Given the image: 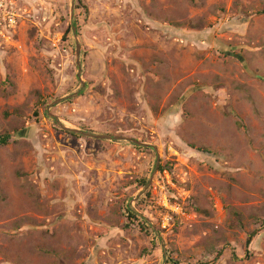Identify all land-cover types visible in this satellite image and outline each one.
I'll use <instances>...</instances> for the list:
<instances>
[{"label":"rangeland","instance_id":"obj_1","mask_svg":"<svg viewBox=\"0 0 264 264\" xmlns=\"http://www.w3.org/2000/svg\"><path fill=\"white\" fill-rule=\"evenodd\" d=\"M5 1L0 264H264V0Z\"/></svg>","mask_w":264,"mask_h":264},{"label":"trees","instance_id":"obj_2","mask_svg":"<svg viewBox=\"0 0 264 264\" xmlns=\"http://www.w3.org/2000/svg\"><path fill=\"white\" fill-rule=\"evenodd\" d=\"M263 13H264V11H263ZM34 115H35L36 117H38V116H39V111L36 110V111L34 112ZM238 126H239V127H242V128H244V129L247 130L246 126H245L242 122H239V123H238ZM247 131H248V130H247ZM10 139H11V136H10L9 134H5L4 136L0 137V145H7V144L9 143ZM192 148H195V146L192 145ZM201 150L206 151L205 149H201ZM146 183H147V180L144 179V180L142 181V185H145ZM128 214H129V216L132 217V218H137L136 215H135L132 211H128ZM232 216L235 218V221H234L235 224H236L235 227L243 228L242 215H241L240 213L236 212V211H233ZM142 228H146L145 224L142 225ZM260 230H261V229H257V230H255L253 233H251V234L248 235V241H247V244H248V245L251 244V242H252V240H253V238H254V235H255L258 231H260ZM175 264H178V263L176 262ZM197 264H203V263H197Z\"/></svg>","mask_w":264,"mask_h":264},{"label":"built area","instance_id":"obj_3","mask_svg":"<svg viewBox=\"0 0 264 264\" xmlns=\"http://www.w3.org/2000/svg\"><path fill=\"white\" fill-rule=\"evenodd\" d=\"M17 24V17L5 0H0V35L4 30L15 27Z\"/></svg>","mask_w":264,"mask_h":264},{"label":"water","instance_id":"obj_4","mask_svg":"<svg viewBox=\"0 0 264 264\" xmlns=\"http://www.w3.org/2000/svg\"><path fill=\"white\" fill-rule=\"evenodd\" d=\"M69 131V130H68ZM73 134H78L76 131H71ZM113 138V137H112ZM138 145L140 146H144V147H151V148H154L152 146H149V145H146V144H141V143H137Z\"/></svg>","mask_w":264,"mask_h":264}]
</instances>
